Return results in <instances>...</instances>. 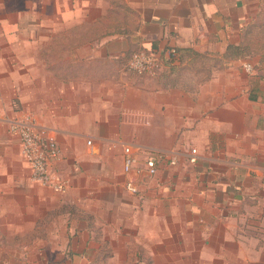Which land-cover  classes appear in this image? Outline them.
Returning <instances> with one entry per match:
<instances>
[{"label": "crops", "instance_id": "obj_1", "mask_svg": "<svg viewBox=\"0 0 264 264\" xmlns=\"http://www.w3.org/2000/svg\"><path fill=\"white\" fill-rule=\"evenodd\" d=\"M10 1L30 6L0 10L15 18L1 24L8 39L0 48L9 50L0 52V178L11 184L17 167L28 170L5 124L18 110L54 134L62 154L54 169L70 185L75 165L103 161L109 146L120 148L123 183V145L169 153L183 143L195 146L194 157L184 154L189 163L161 166L141 186L129 213L138 239L158 243L153 256L178 251L189 264H264V103L260 110L249 105L264 101V83L242 92L244 82L234 72L241 59L223 60L228 88L209 87L218 86V74L197 89L173 88L166 76L178 55L142 79L151 88L133 87L123 72L138 50L222 56L244 43L264 0ZM100 16L115 17L112 27L94 28ZM80 32L93 36L81 40ZM10 98L18 99L19 109L12 111ZM247 138L263 141L251 143L248 154L237 149L236 162L223 165L230 159L225 146Z\"/></svg>", "mask_w": 264, "mask_h": 264}, {"label": "rangeland", "instance_id": "obj_2", "mask_svg": "<svg viewBox=\"0 0 264 264\" xmlns=\"http://www.w3.org/2000/svg\"><path fill=\"white\" fill-rule=\"evenodd\" d=\"M28 4L24 1H0V10L24 8L30 6ZM260 8L262 13L245 33L246 48L243 51L246 57L234 67L237 78L244 82L242 92L246 94L254 91L255 82L264 83V4ZM14 19L11 15L0 16V43L8 39L1 24L8 26ZM23 19L26 21L27 18ZM114 22L115 17L100 16L93 27L104 30L112 27ZM100 34L95 35L98 37ZM75 35L80 36L81 40L93 36L88 32ZM8 50L4 46L0 48V52ZM243 61L252 64L251 73L243 70ZM226 70L228 64L218 56H187L177 66L169 68L166 79L173 88L197 89L210 83L212 77L218 74L221 78L218 86L211 83L209 87L228 88L230 83L224 77ZM123 72L130 77L133 87L153 86L142 80L144 75L132 74L125 68ZM10 99L12 111L19 109L18 99ZM251 100L249 105L260 110L264 101ZM262 141L256 138L250 142L259 144ZM251 143L247 138L240 145H226L230 159L225 160L223 165L228 168L236 162L233 154L239 148L248 154ZM175 147L176 166L189 163L187 158H183L184 154L196 147L185 143ZM85 148L92 151L90 145L86 144ZM107 150L103 161L98 158L81 167L74 162L77 172L73 176L74 182L63 194L32 184L29 172L22 164L17 167L16 180L11 184L0 178L2 185L10 184L0 189V251L10 254L0 257L1 260L16 264H189L185 257L177 254L178 251H173V255L153 256L152 249L158 243L147 238L138 239L136 220L129 215L131 211L135 212L130 207L134 206L138 196L127 193L123 188L119 146H109ZM93 154L99 156V150L98 153L93 150ZM148 183L149 179L143 185Z\"/></svg>", "mask_w": 264, "mask_h": 264}, {"label": "built area", "instance_id": "obj_3", "mask_svg": "<svg viewBox=\"0 0 264 264\" xmlns=\"http://www.w3.org/2000/svg\"><path fill=\"white\" fill-rule=\"evenodd\" d=\"M176 56L175 50L165 52L138 50L130 55L125 70L136 75L154 76L162 70L167 61ZM242 67L246 73L253 71L250 62H243ZM5 124L8 133L17 140L20 157L29 170L30 182L56 194L65 193L70 187V180L54 169V164L62 156L54 134L40 126L32 113L21 110L16 111L5 121ZM87 144L89 145L90 142ZM189 153L190 157H194L196 150L192 148ZM177 160V156L173 153L142 151L132 145H123L124 189L129 194L138 195L145 180L153 178L161 166H175Z\"/></svg>", "mask_w": 264, "mask_h": 264}, {"label": "trees", "instance_id": "obj_4", "mask_svg": "<svg viewBox=\"0 0 264 264\" xmlns=\"http://www.w3.org/2000/svg\"><path fill=\"white\" fill-rule=\"evenodd\" d=\"M246 48V45L244 43H241L240 45H231L229 46L224 54L222 56H220L219 58L225 62L230 61V60H235V59H243L246 57V55L244 54L243 49ZM177 55L180 58V61H183L185 59V55L187 56H195L191 50H175ZM183 51L185 52L183 54ZM166 63L169 64V61H167Z\"/></svg>", "mask_w": 264, "mask_h": 264}]
</instances>
